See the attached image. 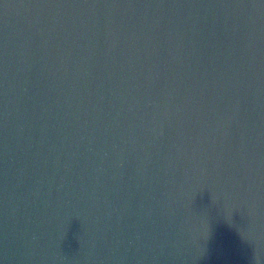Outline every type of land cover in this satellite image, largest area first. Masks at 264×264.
Returning a JSON list of instances; mask_svg holds the SVG:
<instances>
[{"label": "water", "instance_id": "water-1", "mask_svg": "<svg viewBox=\"0 0 264 264\" xmlns=\"http://www.w3.org/2000/svg\"><path fill=\"white\" fill-rule=\"evenodd\" d=\"M0 235L17 264H264V0H0Z\"/></svg>", "mask_w": 264, "mask_h": 264}]
</instances>
